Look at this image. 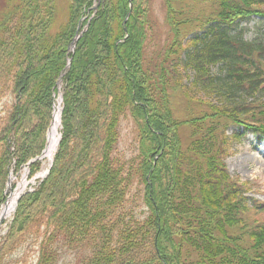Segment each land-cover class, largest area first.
<instances>
[{
	"label": "trees",
	"instance_id": "1",
	"mask_svg": "<svg viewBox=\"0 0 264 264\" xmlns=\"http://www.w3.org/2000/svg\"><path fill=\"white\" fill-rule=\"evenodd\" d=\"M95 1L72 0L62 37L50 32L55 0L0 1V77H10L14 95L0 127V206L10 169L19 172L45 147L57 80L71 58L62 77L61 139L52 166L19 198L4 240L14 241L42 218L48 230L35 264H51L46 245L60 237L91 246L88 264H264V224H241L238 213L250 200L225 170L221 154L228 147L202 141L196 147L197 138L191 150H181L180 122L167 107H157L158 87L141 61L146 0H100L94 10ZM209 1L215 10L200 30L184 37L181 66L187 79L193 71L191 86L178 83L177 88L225 117L221 135L226 141L248 132L260 140L264 31L250 39L245 33L251 19H264V0ZM184 21L175 20L177 33ZM78 26L82 35L69 52ZM215 65L218 74L211 71ZM159 72L163 95L168 78L164 69ZM199 85L214 99L197 96ZM126 109L139 126V171L148 210L132 222L122 208L130 174L113 157ZM228 123L238 128L226 134ZM209 138L215 142L213 135ZM40 164L30 163L29 177ZM234 227L240 231L228 234Z\"/></svg>",
	"mask_w": 264,
	"mask_h": 264
},
{
	"label": "rangeland",
	"instance_id": "2",
	"mask_svg": "<svg viewBox=\"0 0 264 264\" xmlns=\"http://www.w3.org/2000/svg\"><path fill=\"white\" fill-rule=\"evenodd\" d=\"M99 1H95L97 7ZM71 2L72 0H55L53 20L52 23L50 22L52 27L50 29L51 33L56 35L60 33L62 37L68 23ZM169 4L175 12L171 9L170 12L165 0H146V22L143 24L146 38L142 45V69L148 76H151L152 81L158 87L154 89V97L159 101L157 107L160 110L164 106L167 107L164 109H169L171 117L180 122L177 132L181 143V150H191L197 138L196 147H198L200 141L206 144L208 142L213 143L214 147L219 146L220 149L228 147L227 150L223 149V154H221V158L225 163V170L231 178L237 181L238 186L242 190L246 189V195L250 200L248 204L249 208L245 211L240 208L238 213L241 216V224L243 227L250 228L253 224L257 226L263 225L264 140L259 142L257 141L256 134L248 132L245 137L238 141H226L225 137L221 135L225 117L213 115L211 107L207 103L189 99L182 93L181 88H177L178 83L191 86V80L194 77L193 71L188 70L189 78L187 79L182 70L181 59L184 58L183 47L186 45V43L184 44V37L202 28L203 22L215 10V5L209 0H169ZM170 13L174 17L172 22L168 21ZM176 19L188 20L187 23L185 21L179 23V37L174 26ZM246 26L248 30L245 33V38H253L259 31H264V19H251ZM45 37L48 38V35ZM74 50L75 47L73 51L69 52H74ZM69 67L65 68L64 72L60 74L59 83L57 80L58 93L60 94H62V77L69 70ZM218 67L215 65L211 71L214 74H218ZM160 69L166 71L164 79L166 78L167 80L168 78L163 95L159 87L161 82L158 83ZM11 85L10 77H0V127L6 123L12 110L14 95L11 92ZM197 91V96L203 98V100L214 99L212 94L205 92L200 85L197 87ZM55 94L57 93L55 92ZM152 94L153 92L151 96ZM159 97L160 100L158 99ZM262 100L264 101V97ZM237 128L238 126L228 123L226 125V134H230ZM118 134V141L113 150V157L121 162L125 166L126 172L129 171L130 174L122 202V208L127 213L125 220L131 222L136 219L142 220L148 215V210L144 204V183L139 171L141 162L139 155L140 133L139 126L134 121L129 109H126L119 118ZM212 135L215 142L209 138ZM224 141L226 144H223ZM252 159L253 161H251ZM257 161L259 162L257 163ZM40 165L39 170L31 178H28L27 173V177H25V180L28 181L27 185L29 183L33 184L36 179L34 177L47 169L48 159L46 157L42 158ZM25 173V169L23 168L19 172H15L14 167L11 168L9 173L13 177L10 180L11 187L19 183ZM258 205H260L259 208L257 207ZM129 212L131 213L130 216ZM12 214L2 220V222L4 221L3 224L2 222L0 223V247L3 248L0 264H35L39 256L41 241L44 238L46 230H48L45 228L46 219H39L40 224L38 220H35L29 224L26 231L19 237L17 236L18 238L16 237L17 239L6 241L3 237L8 231ZM118 224L119 226H123L124 221ZM233 231L239 232L240 229L234 227L231 231L228 230V234H231ZM67 240L60 237V240L52 241L46 245L48 253L52 255L51 264H88L90 257L93 255V251L90 250L91 246H80L75 242Z\"/></svg>",
	"mask_w": 264,
	"mask_h": 264
},
{
	"label": "bare ground",
	"instance_id": "3",
	"mask_svg": "<svg viewBox=\"0 0 264 264\" xmlns=\"http://www.w3.org/2000/svg\"><path fill=\"white\" fill-rule=\"evenodd\" d=\"M59 112L55 113L53 121L50 126V130L48 133V139L46 148L44 150V154L46 157H50L56 147L57 140H58V127H59ZM258 160V159H257ZM253 161V159L251 160ZM259 161H257L258 163ZM26 181L23 179L18 183L16 189L11 190L9 189V193L7 195L6 201L0 207V223L4 218H7L13 211L15 207V201L18 195L25 189Z\"/></svg>",
	"mask_w": 264,
	"mask_h": 264
},
{
	"label": "water",
	"instance_id": "4",
	"mask_svg": "<svg viewBox=\"0 0 264 264\" xmlns=\"http://www.w3.org/2000/svg\"><path fill=\"white\" fill-rule=\"evenodd\" d=\"M124 31H125V33H126V37H127V28H126V27H124ZM77 37H79V36H76V37L73 39V41H72V43H71V45H70V47H69V51H73V49H74V47H75V44H76V39H77ZM69 61H70V60H68V63H67L66 68L69 67ZM59 82H60V80H58V83H59ZM59 119H60V115H59ZM59 139H60V135H59V137H58L57 144H58V142H59ZM57 144H56V147H55V148H57ZM40 157H41V156H40ZM50 165H51V159H50ZM7 188H8V189L11 188V186H10V181L8 182ZM18 198H19V196L17 197V199H16V201H15V207H16V204H17V200H18Z\"/></svg>",
	"mask_w": 264,
	"mask_h": 264
}]
</instances>
